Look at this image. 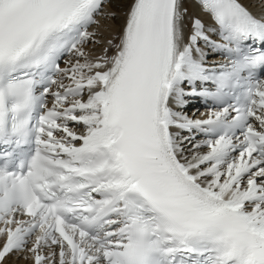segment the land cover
<instances>
[{"label":"snow or ice","instance_id":"6c2138e0","mask_svg":"<svg viewBox=\"0 0 264 264\" xmlns=\"http://www.w3.org/2000/svg\"><path fill=\"white\" fill-rule=\"evenodd\" d=\"M109 2L0 0V264H264V0Z\"/></svg>","mask_w":264,"mask_h":264},{"label":"bare ground","instance_id":"6f19581e","mask_svg":"<svg viewBox=\"0 0 264 264\" xmlns=\"http://www.w3.org/2000/svg\"><path fill=\"white\" fill-rule=\"evenodd\" d=\"M248 0H246L247 2ZM255 5L249 4L252 6L256 12H260V2L259 0H255ZM257 5V6H256ZM126 5L122 2V0H110L109 4L106 7V12L114 11L117 13V19L113 22L111 20L105 21L104 19L101 21V26L99 29H96L101 34L100 38L102 40H106L110 36L114 35L120 28V26L123 23L124 20V11H125ZM111 26V27H109ZM103 44L97 45L94 49L91 45L88 46V50H92L94 53H97L102 48ZM19 264H25V262L21 261Z\"/></svg>","mask_w":264,"mask_h":264}]
</instances>
